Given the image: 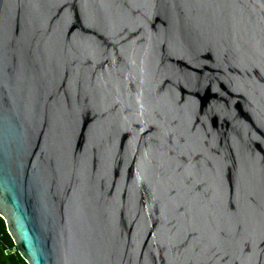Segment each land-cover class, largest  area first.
<instances>
[{"label": "water", "instance_id": "water-1", "mask_svg": "<svg viewBox=\"0 0 264 264\" xmlns=\"http://www.w3.org/2000/svg\"><path fill=\"white\" fill-rule=\"evenodd\" d=\"M0 217L27 264H264V0H0Z\"/></svg>", "mask_w": 264, "mask_h": 264}, {"label": "trees", "instance_id": "trees-1", "mask_svg": "<svg viewBox=\"0 0 264 264\" xmlns=\"http://www.w3.org/2000/svg\"><path fill=\"white\" fill-rule=\"evenodd\" d=\"M15 250V252H7ZM0 264H27L19 255L13 240L8 234L5 221L0 217Z\"/></svg>", "mask_w": 264, "mask_h": 264}, {"label": "built area", "instance_id": "built-area-1", "mask_svg": "<svg viewBox=\"0 0 264 264\" xmlns=\"http://www.w3.org/2000/svg\"><path fill=\"white\" fill-rule=\"evenodd\" d=\"M7 252H8V253H9V252H15V250H8V249H7L6 253H7Z\"/></svg>", "mask_w": 264, "mask_h": 264}]
</instances>
